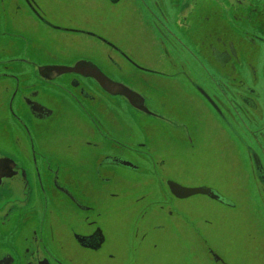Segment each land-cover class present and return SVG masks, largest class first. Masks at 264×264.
Wrapping results in <instances>:
<instances>
[{
  "label": "flooded vegetation",
  "instance_id": "flooded-vegetation-1",
  "mask_svg": "<svg viewBox=\"0 0 264 264\" xmlns=\"http://www.w3.org/2000/svg\"><path fill=\"white\" fill-rule=\"evenodd\" d=\"M222 2L219 19L230 26L206 22L198 39L194 0H0V264H75L73 253L101 257L107 238L90 219L99 216L98 189L124 181L134 190L135 212L121 236L126 247L122 255L105 252L102 263L192 264L165 254L186 250L191 260L200 253L209 264H227L203 230L212 221L170 210L174 219L164 220L142 204L149 199L163 210L167 202L149 186L170 199L188 198L171 192V183H185L167 170L180 175L181 157L202 152V127L212 122L221 147L232 146L238 160L232 167H247L264 197V60L259 75L253 73L258 90L236 69L246 43L264 48V0ZM119 24L146 44L141 48L149 44L141 39L146 25H162L174 50L148 56L166 57L168 70L146 67L124 50L113 36ZM200 61L220 74L217 80L205 71L213 85H198ZM64 125L77 126L83 163L59 159L74 149L59 132ZM212 200L235 207L220 195ZM80 219L85 232L72 225Z\"/></svg>",
  "mask_w": 264,
  "mask_h": 264
},
{
  "label": "rangeland",
  "instance_id": "rangeland-1",
  "mask_svg": "<svg viewBox=\"0 0 264 264\" xmlns=\"http://www.w3.org/2000/svg\"><path fill=\"white\" fill-rule=\"evenodd\" d=\"M194 2L195 14L193 15V19L196 21L194 26L197 29L198 39L204 36L206 32L205 29L208 27L206 22L211 24L220 23L224 28L230 26L227 20L219 19L223 16L220 12L224 8L222 0H194ZM212 10L213 12H209ZM206 18L208 19L207 21H205ZM159 20H162V18H159ZM146 26L148 29L141 39L149 44L143 48L141 47L145 43L137 40L135 32L132 33L123 24L118 25L113 36L117 38L118 44L124 50L135 54L138 61L142 62L146 67L168 70L169 63L166 57L160 56L152 58L148 55H151L150 53L153 49L161 53H163L164 49L167 52H173L174 49L170 46L172 37L162 25ZM155 27L160 29V34L155 30ZM137 46L140 48H137ZM243 53L244 57L241 58L240 64L245 69L243 68L241 70V66L239 67L240 64L236 63L237 78H240L247 86L257 89L259 88V79L257 81L253 79V73L255 71L254 75H259L258 68H261L264 60V48L246 43L243 48ZM183 60L184 58H180L179 61L181 64H184ZM98 63L100 64V62ZM206 70H210L211 75L215 79L218 80L221 78L215 68L213 69L205 61H200L197 67L198 85H213L206 77V74L209 75V73H205ZM203 79L207 83H204L205 81ZM227 84L232 85L233 83L229 81ZM179 85L187 86L188 82L182 80ZM235 126L236 124L232 125L231 128L234 127L237 129ZM248 126L251 130L255 128V124H248ZM217 127L216 122H212L211 126L203 125L201 132L203 136L201 139L203 140L204 137V140L199 143V148L202 152L193 158L181 157L182 163L177 168V170L180 168V175L174 171L173 167H170L167 171L185 183L182 187L211 188L227 202L234 203L235 207L233 209L224 207L202 194L192 195L182 200H176L173 197L170 199V197L162 192L163 189L158 188V186L157 188L156 186H149L146 189L151 192V195L156 200L167 201H165L163 210L151 207V200L149 199L142 203L143 207L148 210L146 212L148 215H154L164 220L174 219L167 215L168 210L173 215L196 216L198 219L207 218L212 221V225L208 228H203V230L209 232H207L210 234L207 238L227 264H264V197L262 195L260 196L256 191L257 187H254L255 180H253L247 167L245 169L232 167L233 163L238 164V160L233 161L235 159L232 158L233 152L230 151L232 149L231 145L230 148H222L221 144L218 143V138H216ZM59 132L66 135V138L72 141L74 147L72 152L64 153L59 159L69 163H83L84 154L80 150L81 147H79L77 140V126L64 125ZM130 132L134 136L137 135L136 130L132 129ZM229 133V136L233 135L231 132ZM229 140L232 139L229 138ZM226 149L229 150L226 151ZM227 159L229 160L227 161ZM229 164L230 166L227 168ZM98 192H100V195L98 194V198L96 197L95 204L97 205L96 213H99V216L92 215L90 219L97 221V224L100 225L107 238L101 254L104 255L105 252L114 251L116 254L120 253L119 255H122L125 249H121V246H125V243L122 242L121 236L126 235V232H128L129 227L126 225L128 218L135 213L130 206L134 190L130 184L124 181L111 187H101L98 189ZM72 225H75V230L80 231L79 228H81V232H85L84 228L87 227L86 225H82L81 219L80 221H74ZM58 230L64 231L60 227ZM70 241L68 237H64L65 245H71ZM165 254L166 256L170 254L169 258L171 260H177L179 258L180 260H190L192 264H209L205 256L200 253L196 254L192 260L189 259L190 254L186 250H178V252L176 250H169ZM95 256L87 255L85 257L81 253H73L75 264H104L101 261L105 258L101 259L99 254Z\"/></svg>",
  "mask_w": 264,
  "mask_h": 264
},
{
  "label": "water",
  "instance_id": "water-1",
  "mask_svg": "<svg viewBox=\"0 0 264 264\" xmlns=\"http://www.w3.org/2000/svg\"><path fill=\"white\" fill-rule=\"evenodd\" d=\"M77 68L76 67H72V68H66L67 70H75ZM96 69V68H95ZM94 76L95 78H97L99 81L101 79H104V82L102 83L103 85L105 84V86L107 85L106 83H109V81L99 72L98 69H96L94 71ZM171 187L170 190L171 192L176 196V197H180V198H186L192 195H196V194H202V195H206L212 199H217L218 195L215 194L211 189L208 188H203V187H197V188H185L182 187L180 185H177L175 183H171Z\"/></svg>",
  "mask_w": 264,
  "mask_h": 264
}]
</instances>
